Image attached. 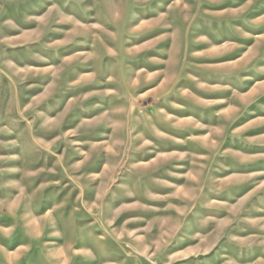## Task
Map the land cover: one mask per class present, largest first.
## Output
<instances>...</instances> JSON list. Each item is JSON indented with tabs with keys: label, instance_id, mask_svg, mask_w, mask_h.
Here are the masks:
<instances>
[{
	"label": "rangeland",
	"instance_id": "obj_1",
	"mask_svg": "<svg viewBox=\"0 0 264 264\" xmlns=\"http://www.w3.org/2000/svg\"><path fill=\"white\" fill-rule=\"evenodd\" d=\"M0 264H264V0H0Z\"/></svg>",
	"mask_w": 264,
	"mask_h": 264
}]
</instances>
